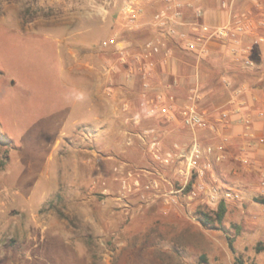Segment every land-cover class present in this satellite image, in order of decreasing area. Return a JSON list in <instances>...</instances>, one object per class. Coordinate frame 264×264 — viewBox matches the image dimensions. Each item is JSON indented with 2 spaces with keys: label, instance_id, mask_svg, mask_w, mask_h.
Here are the masks:
<instances>
[{
  "label": "rangeland",
  "instance_id": "1",
  "mask_svg": "<svg viewBox=\"0 0 264 264\" xmlns=\"http://www.w3.org/2000/svg\"><path fill=\"white\" fill-rule=\"evenodd\" d=\"M251 1L236 0L234 9ZM162 3L142 6L129 29L122 0H0V160L8 152L0 264H264V250H255L264 242V196L239 191L244 199L224 200L218 223L220 199L209 188L221 195L219 180L185 179L181 164L154 156L170 149L158 148L151 123L172 120L147 116L146 101L174 84L171 73L165 83L156 76L167 65L183 76L199 65L214 87L217 60L197 59L169 37L171 56L154 54L150 76L140 78L131 55L158 34L153 17ZM96 87L99 123L86 109ZM188 90L172 94L184 101ZM81 146L95 156L73 151ZM83 158L95 168L80 166Z\"/></svg>",
  "mask_w": 264,
  "mask_h": 264
},
{
  "label": "built area",
  "instance_id": "2",
  "mask_svg": "<svg viewBox=\"0 0 264 264\" xmlns=\"http://www.w3.org/2000/svg\"><path fill=\"white\" fill-rule=\"evenodd\" d=\"M153 0H122L121 13L128 22L129 29H136V20L142 6L151 3ZM236 0H220L219 9L226 11L227 20L219 25L209 26L204 22V5L202 0H191L183 4L179 0H163L162 6L155 12L153 25L158 30V34L144 41L140 45L139 52L132 54L131 59L137 65V72L140 78L146 81L150 76L152 66V56L158 52L163 54V60H168L171 56V49L167 47V39L175 37L181 42V46L200 57L209 50L211 42H220L227 45L229 52L234 57L244 60L246 66L253 65L251 55L255 52L254 46L261 45V55L264 56V0H252L251 5L243 7L241 11L234 9ZM193 12L194 19L191 22L183 20L185 9ZM117 45V43H116ZM120 60L126 61L127 53L123 48H118ZM133 66L129 65V74ZM147 88L148 84L144 83ZM174 84H164L163 89L157 92L154 98L146 101V115L165 117L168 120L178 119L181 124L192 130L201 129L216 130L215 124L209 122L203 110L200 109L199 102L202 95L198 85L192 86L188 90L185 100L178 104L172 94ZM244 88L239 86L235 89V96H241ZM243 102L239 101L237 107L229 110L222 109L218 113L217 122L227 124L231 114L240 113ZM177 112V113H176ZM156 143H152V149ZM221 147L202 146L196 137H193L187 145L173 144L172 149L160 153V150L154 152L157 159L169 163L178 162L182 168L180 173L187 179L191 174L202 179L211 174L212 182L216 178L212 175L214 162H219L222 155L219 153ZM245 163L246 160L242 159ZM183 164V165H182ZM260 195L264 196V175L260 182ZM211 200H234L242 201L243 195L235 190L226 189L219 195V190L212 184L209 188Z\"/></svg>",
  "mask_w": 264,
  "mask_h": 264
},
{
  "label": "crops",
  "instance_id": "3",
  "mask_svg": "<svg viewBox=\"0 0 264 264\" xmlns=\"http://www.w3.org/2000/svg\"><path fill=\"white\" fill-rule=\"evenodd\" d=\"M179 1L185 4L191 0ZM202 2L204 5L203 19L206 24L215 26L227 20L226 11L207 7V0H202ZM248 5L251 3H246L245 7L247 8ZM193 19V16L186 19L183 16V20L187 22ZM254 49L255 52L250 56L253 62L251 66H246L242 58L234 57L229 52L228 46L220 42H211L206 54L196 56L197 59H208L209 62L218 60V62L215 61L216 64H210V67L214 69L211 73L214 76L212 80V83H215L214 87L205 86V81L210 75L202 71L199 65L195 66L187 76L176 71L174 65L172 70L167 65L166 70L156 74L157 80L161 83L169 81V75L172 74L171 77L176 87L172 90L174 93H178L179 90L184 93L187 88L198 85L202 95L199 102L200 109L205 113L206 119L215 124V131L206 128L192 131L184 127L178 119L172 122L159 119L158 122L151 123V126L157 130L155 138L159 149H171L173 144L187 145L193 137H196L202 146L221 147L219 153L222 158L219 162H214L212 175L219 180L222 188L243 192L247 197L252 193L260 192V182L264 175V56L260 53L261 45H255ZM175 60L176 58L173 57V64ZM185 83L187 88L182 89L181 86ZM239 86L244 88V93L241 96H235V89ZM99 95V87H96L91 97L92 103L86 104L88 112L96 111ZM239 101L244 103L240 113L231 114L227 124L216 121L220 110H232L237 107ZM181 102L183 101L179 97L176 103L181 104ZM114 105L112 106L113 116L108 114L109 118L117 116ZM108 110L110 111V107ZM94 118L99 123L100 115L95 114ZM65 150L68 151V148L63 149ZM73 151L83 157L88 155L94 157L96 153L94 149L89 150L85 146L77 147ZM83 159L80 166L90 165L88 166L90 169L95 168L88 160ZM242 159L246 162H241ZM78 166L76 165V170ZM56 170L60 173L59 169ZM94 185L87 187L91 190L94 189Z\"/></svg>",
  "mask_w": 264,
  "mask_h": 264
},
{
  "label": "trees",
  "instance_id": "4",
  "mask_svg": "<svg viewBox=\"0 0 264 264\" xmlns=\"http://www.w3.org/2000/svg\"><path fill=\"white\" fill-rule=\"evenodd\" d=\"M177 44L180 45V43H177ZM7 162H8V152H7V149H5L2 152V156H1V160H0V171L5 168V166L7 165ZM261 202L264 203V199H262ZM225 212H226L225 202L223 200H220V202L218 203V206H217V210L215 212L214 220H216L218 223H220L223 220ZM210 219H212V218H210ZM201 222L204 225L209 223L207 221V219H205V218H202ZM255 250L256 251L264 250V242H263V244L258 243L255 247Z\"/></svg>",
  "mask_w": 264,
  "mask_h": 264
}]
</instances>
